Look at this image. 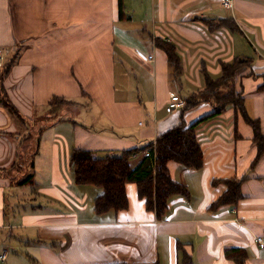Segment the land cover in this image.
Returning <instances> with one entry per match:
<instances>
[{"label":"crops","instance_id":"crops-1","mask_svg":"<svg viewBox=\"0 0 264 264\" xmlns=\"http://www.w3.org/2000/svg\"><path fill=\"white\" fill-rule=\"evenodd\" d=\"M222 1L0 0V71L16 55L0 78V264H264V150L234 106L197 126L200 168L168 162L187 194L161 215L135 182L127 208L97 213L103 188L78 183L71 162L75 148L136 149V166L182 118L213 111L167 112L171 93L186 100L237 56L252 60L236 86L264 136V0ZM227 179L240 198L212 207Z\"/></svg>","mask_w":264,"mask_h":264},{"label":"trees","instance_id":"trees-1","mask_svg":"<svg viewBox=\"0 0 264 264\" xmlns=\"http://www.w3.org/2000/svg\"><path fill=\"white\" fill-rule=\"evenodd\" d=\"M217 23L228 25L229 21L219 20ZM161 42L166 44L169 58L176 59L172 43ZM15 57L5 63L0 71V78L7 72ZM251 64L250 58L239 56L231 61L222 62L219 76L207 78L205 87L186 98L184 107L177 110L183 114L185 110L199 103L209 102L213 106V111L190 124L182 118L177 126L159 135L155 146L148 145L146 149H149L150 156H145L136 166L131 163L134 153L138 151L136 149L122 152L109 151L101 155L97 151L75 148L71 154V162L75 167L77 182L103 188V192L95 200L97 213L127 208L129 202L126 185L129 182L137 184L138 194L145 199L146 207L155 210L159 215L165 211L171 195L187 194L183 184L171 176L168 162L174 161L182 166L200 168L203 164V152L197 139L196 128L202 121L222 113L228 105L234 106L236 113L253 125L258 154L262 153L264 136L260 132V125L257 120L247 117L243 92L236 86L238 77L242 76L244 70L250 68ZM260 88L264 89V81ZM54 100L63 102L65 99L55 97ZM225 183L228 185L227 190L212 204V207L224 203L232 204L240 198V181L227 179Z\"/></svg>","mask_w":264,"mask_h":264},{"label":"built area","instance_id":"built-area-1","mask_svg":"<svg viewBox=\"0 0 264 264\" xmlns=\"http://www.w3.org/2000/svg\"><path fill=\"white\" fill-rule=\"evenodd\" d=\"M222 4L227 7L231 8L233 6L232 0H223ZM10 52L9 48H0V64H2V61L4 57ZM142 57L148 60L153 59V54L152 53H142ZM186 101L179 93H171L168 104L166 106L167 112H172L178 109H181L184 107ZM145 156H150V151L149 149H146L144 151ZM256 243L258 244L259 247L263 248L264 247V235H258L255 238ZM7 248H3L0 251V261H5L7 258Z\"/></svg>","mask_w":264,"mask_h":264},{"label":"rangeland","instance_id":"rangeland-1","mask_svg":"<svg viewBox=\"0 0 264 264\" xmlns=\"http://www.w3.org/2000/svg\"><path fill=\"white\" fill-rule=\"evenodd\" d=\"M3 61H4V59H3ZM66 106H69V109H68V113L67 114H69L72 111H76L75 112L76 115L74 114V116H73L75 119L77 118V116L81 115V113L84 111V108H86L85 106H82L81 104H77V105H66ZM65 109H67V108H65Z\"/></svg>","mask_w":264,"mask_h":264}]
</instances>
